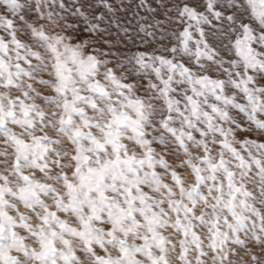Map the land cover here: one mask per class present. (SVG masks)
I'll list each match as a JSON object with an SVG mask.
<instances>
[{"label": "snow or ice", "instance_id": "snow-or-ice-1", "mask_svg": "<svg viewBox=\"0 0 264 264\" xmlns=\"http://www.w3.org/2000/svg\"><path fill=\"white\" fill-rule=\"evenodd\" d=\"M0 264H264V0H0Z\"/></svg>", "mask_w": 264, "mask_h": 264}]
</instances>
